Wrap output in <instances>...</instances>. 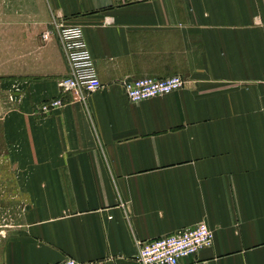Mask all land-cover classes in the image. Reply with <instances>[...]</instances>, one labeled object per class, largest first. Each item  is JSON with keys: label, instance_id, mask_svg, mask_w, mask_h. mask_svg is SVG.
<instances>
[{"label": "crops", "instance_id": "crops-1", "mask_svg": "<svg viewBox=\"0 0 264 264\" xmlns=\"http://www.w3.org/2000/svg\"><path fill=\"white\" fill-rule=\"evenodd\" d=\"M35 7L16 34L34 48L0 81V166L25 201L0 264H140L137 240L199 221L212 243L179 264H264V0ZM60 24L82 27L102 82L83 99L59 90ZM173 74L183 87L138 102L121 84Z\"/></svg>", "mask_w": 264, "mask_h": 264}, {"label": "built area", "instance_id": "built-area-1", "mask_svg": "<svg viewBox=\"0 0 264 264\" xmlns=\"http://www.w3.org/2000/svg\"><path fill=\"white\" fill-rule=\"evenodd\" d=\"M50 31L44 32V37ZM64 57L67 72L58 80L60 93L69 94L72 99H83L84 96L102 86L98 77L93 56L87 46L80 25L60 24L56 30ZM184 78L179 74L165 77L139 76L128 77L121 81L126 97L138 102L153 96L169 93L184 85ZM62 95L43 101L39 109L43 113L64 105ZM213 231L204 221L186 226L174 232L152 239L137 240V260L140 264H179L186 256L195 254L202 246L210 245ZM51 264H80L72 257Z\"/></svg>", "mask_w": 264, "mask_h": 264}, {"label": "rangeland", "instance_id": "rangeland-1", "mask_svg": "<svg viewBox=\"0 0 264 264\" xmlns=\"http://www.w3.org/2000/svg\"><path fill=\"white\" fill-rule=\"evenodd\" d=\"M38 1L0 0V81L1 75L9 73L11 70L10 58L14 61L13 65L17 66L15 59L17 57L19 59L23 58V54L30 56L27 51L34 48V46L32 47V40L30 38H19V41H16V34L22 27H30L32 19H37L34 12L37 10L35 4ZM45 31H41L36 37L37 46L44 44V40L46 39L44 37ZM16 45L18 46V50L16 49ZM14 54L17 57H13ZM1 110L0 99V113ZM5 172L7 173V179ZM12 176H14L13 170L10 168L3 169L0 166V239L5 234L4 230L10 228L18 213L25 205L22 191L17 185L12 183Z\"/></svg>", "mask_w": 264, "mask_h": 264}]
</instances>
